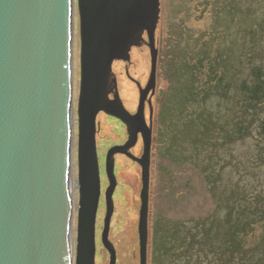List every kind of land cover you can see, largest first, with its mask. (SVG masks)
I'll use <instances>...</instances> for the list:
<instances>
[{"label":"rangeland","instance_id":"374dc122","mask_svg":"<svg viewBox=\"0 0 264 264\" xmlns=\"http://www.w3.org/2000/svg\"><path fill=\"white\" fill-rule=\"evenodd\" d=\"M163 2V19L156 34L160 59L158 90L153 100L157 122L153 137L155 153L152 154L155 177L150 264H227L229 251L238 242L233 233L239 231L240 220L250 215L258 218L264 210V131L260 127L264 106L249 105L241 91L242 82L252 87L255 69L264 73V0H162V7ZM145 35L139 34L140 42L130 49L129 62L113 63L112 72L121 99L130 112L137 108V84L143 88L144 96L147 90L150 54L143 41ZM75 47L77 63L72 57V65L76 66L80 77L79 26L72 54ZM217 53L218 57L222 56L218 65L224 75L223 81L213 86L209 73L217 65L209 69L208 62L200 57ZM136 64L142 72L137 71ZM79 77L75 79L76 97ZM123 81H128L127 92L129 89L132 95L123 93ZM200 85L213 90L205 95ZM195 90L198 92L196 100L190 98ZM126 96L133 104L126 103ZM146 98L149 99V94ZM144 114L148 116L147 105ZM96 119L101 126L96 134L100 167L101 154L111 146L121 145L126 134L114 122L119 125L120 134L112 139L107 132V137H101L103 118L97 115ZM236 122L243 124L244 132L236 139L233 135L227 137L237 129ZM106 138L110 140L107 146L101 144ZM141 150L142 147L137 146L130 152L138 156ZM74 161L76 164V153ZM114 161L115 186L111 194L112 214L107 239L115 250V264H139L137 226L141 209V169L125 154H116ZM122 161L127 164L123 169ZM210 174L214 185L207 181ZM106 178L104 186L102 179ZM109 186L107 174L102 173L98 203L102 201L103 215L101 220L97 214L95 218V264H109L110 261V254L99 236L106 211L105 191ZM121 190L125 191L128 205L135 204V207L130 206L125 217L120 211ZM74 221L76 241V215ZM190 229L194 233L191 245L177 254V248L181 250ZM261 235L262 228L256 224L253 237L244 240L248 247H254ZM256 252L259 253V249L253 250V256ZM99 254L102 256L100 263Z\"/></svg>","mask_w":264,"mask_h":264},{"label":"water","instance_id":"95a60500","mask_svg":"<svg viewBox=\"0 0 264 264\" xmlns=\"http://www.w3.org/2000/svg\"><path fill=\"white\" fill-rule=\"evenodd\" d=\"M77 1L81 81L75 264H95L100 194L95 118L100 110L132 130L131 141L110 148L106 156L110 186L102 240L109 264H115V250L107 239L115 186L112 156L126 153L139 131L144 154L143 160L137 159L143 183L138 232L140 264H145L150 130L141 118V99L131 115L118 97L108 99L107 84L113 61L128 60L129 49L146 32L151 55L146 89H154L159 0ZM70 13L69 0H0V264H69Z\"/></svg>","mask_w":264,"mask_h":264},{"label":"bare ground","instance_id":"6f19581e","mask_svg":"<svg viewBox=\"0 0 264 264\" xmlns=\"http://www.w3.org/2000/svg\"><path fill=\"white\" fill-rule=\"evenodd\" d=\"M69 9L71 11V13H70V26H71V37H72V40H73L74 36H76V34H77L78 26H79V31H80V16H79V11H78V2L75 1V0H69ZM76 11H77V15H76ZM77 17H78V19H77ZM76 47H77V45H76ZM76 47H75L74 54H72V57H74V59L76 60V63H77ZM78 59H80V56H79ZM136 66H137V71L138 72H142L143 71V69H141V67L139 65L136 64ZM118 67H119V65H118ZM69 72H70V90H69V95H70V102H69L70 114H69V117H68V122H69V125H70V130H69V140L67 141V143H68L69 153H71V159L69 161V166H68V172H69V169H70L69 181H68V184H69L68 185L69 186L68 187V256H69L68 257V263L69 264H75L76 256H77V250H76L77 243H76V241H75V239L73 237L75 235V229H74V222L75 221H74V217L76 215V221H77L78 220V213H76V212H77V210L79 208V197H80L78 166H76L75 161H74L75 152H76L77 127H78V114H77V117H76V112L75 111H78V100H79V97H76L77 81H76V87H75V79H78L79 75H78V71H77L76 66L74 67L72 64H71V66L69 68ZM80 76H81V68H80ZM127 82L126 81L122 82V85H123L122 86V90L124 89V91H123L124 94L127 92V88H128V85H126ZM127 95L128 96L132 95L129 89H128ZM126 98L127 99H125V100H126L127 104H129V102L130 103L132 102V100H130L128 102V98L129 97L126 96ZM121 104H122L124 110L127 111L128 108H127L125 102L121 101ZM132 104H133V102H132ZM99 115L103 118V124H104L103 130L101 132V135H102L101 137L106 136L107 132L111 134L110 137L112 139L117 137L120 134V127H115L113 129H110L109 128L110 122L108 120H110L111 117L102 115V113H100ZM141 118H143V116H141ZM100 128H101V126H100ZM108 141H110L108 138H106L104 140L102 139L101 140V144L104 143L105 145L106 144L108 145ZM101 157H104V153L101 154ZM134 164H136V166L137 165L139 166L138 163L134 162ZM124 165L126 166L127 164H126L125 161H122L121 169H123ZM101 175H102V172L99 169V179H101ZM76 179H77V182H76ZM102 185H104V186L106 185V179H102ZM119 193H120V197L122 198V201H123L122 204H121V202L119 203V204H121V206L119 205L120 208H121L120 211L122 213L121 216L125 217V216H127L128 210H131L130 206L134 205V207H135V204H133L131 202V204L128 205V200H127V198L125 196V191L121 190ZM119 201H120L119 199L116 200L117 203ZM96 214H97V218L99 217L100 220H101V217L103 215V205H102V203H100V207L97 210ZM102 220H103V218H102ZM103 225H104V222H103ZM101 227H102V225H101ZM103 229H104V227L102 228V234L99 235V236H100V241L103 244V247L105 249H107L105 247L104 243H103V240H102V238H103L102 237L103 236ZM76 236H77V231H76ZM99 236H98V230H96V239H98ZM94 239H95V236H94ZM95 245H96V243H95ZM97 248H98V242H97ZM101 258H102V256H101V254H99V256L97 258L98 259V263H100Z\"/></svg>","mask_w":264,"mask_h":264},{"label":"trees","instance_id":"16d2710c","mask_svg":"<svg viewBox=\"0 0 264 264\" xmlns=\"http://www.w3.org/2000/svg\"><path fill=\"white\" fill-rule=\"evenodd\" d=\"M264 23V20L263 22ZM260 28H262V25H260ZM264 28V27H263ZM252 34V33H251ZM197 59V58H196ZM199 59V58H198ZM203 61L208 62L209 69L213 68L215 65H217V68L215 70L210 71V75L213 78L212 85L216 86L219 83L223 81V75L224 71L220 70L219 68V61H221L222 56L218 57V53L212 55H206L200 57ZM195 63V62H194ZM197 63V62H196ZM263 74V76L261 75ZM253 78L254 82L251 88H248L245 83L242 82L241 84V91L243 92V97L248 102L249 105L257 107V106H264V73L260 71V69H255L253 71ZM213 90L212 88H208L205 91V95H208L210 91ZM194 97L196 96L195 93L192 94ZM260 126L262 130L264 131V118L261 121ZM243 133L242 124L238 125V128L236 129V135L235 138L239 137ZM210 177L208 178L211 179ZM214 185V181H209ZM247 205V204H244ZM242 212L244 213V208L242 209ZM259 217L254 215L246 216L240 220L241 226L239 231H234L233 238H238V242L236 246H232V249L229 251L230 256L227 260V264H264V210L261 211L258 215ZM242 215L240 214V218ZM259 224V226L262 228V235L257 242V244L254 247H248V245L245 242V237L247 238V241H249V238L253 237V227ZM188 229V228H186ZM194 233L190 230L187 232L185 239L182 241V245L186 246V248L190 245L189 238L193 240ZM230 243L232 244V241L230 240ZM259 249V253L256 252L253 256V250ZM228 252V253H229ZM258 257V258H257ZM233 258V259H232ZM257 258V259H256ZM256 259V261H255Z\"/></svg>","mask_w":264,"mask_h":264},{"label":"flooded vegetation","instance_id":"af4514ba","mask_svg":"<svg viewBox=\"0 0 264 264\" xmlns=\"http://www.w3.org/2000/svg\"><path fill=\"white\" fill-rule=\"evenodd\" d=\"M122 126H123V125H122ZM123 128H125V127L123 126ZM121 141H122V140H121ZM123 142H124V141H123ZM123 142H122V143H123ZM140 144H141V136L139 135V136H138L137 143H136V145H135L133 148H135V147H137V146L141 147ZM133 148H132V149H133ZM132 149H131V150H132ZM141 153H142V150H141V152H140L139 155H141ZM139 155H138V156H139Z\"/></svg>","mask_w":264,"mask_h":264}]
</instances>
